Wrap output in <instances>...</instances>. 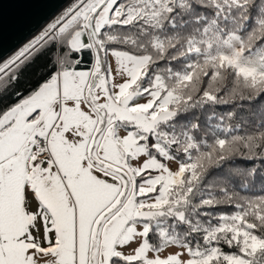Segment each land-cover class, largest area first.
<instances>
[{
	"label": "snow or ice",
	"instance_id": "obj_1",
	"mask_svg": "<svg viewBox=\"0 0 264 264\" xmlns=\"http://www.w3.org/2000/svg\"><path fill=\"white\" fill-rule=\"evenodd\" d=\"M161 3L169 11L186 0H66L0 61V264H261L264 238L182 243L160 205L143 203L148 146L132 111L145 99L143 69L117 56L112 29L158 18ZM257 11L264 30V0ZM260 42L251 55L234 52L240 71H264ZM233 240L251 259L225 254Z\"/></svg>",
	"mask_w": 264,
	"mask_h": 264
},
{
	"label": "trees",
	"instance_id": "obj_2",
	"mask_svg": "<svg viewBox=\"0 0 264 264\" xmlns=\"http://www.w3.org/2000/svg\"><path fill=\"white\" fill-rule=\"evenodd\" d=\"M217 2L222 11L210 0H186L183 7L173 5L169 11H163L161 3L156 5L162 12L158 18L112 29L120 37L116 49L148 56L139 78L142 86H151L159 76L162 90L175 95L170 104L173 114L146 133L144 143L149 157L165 162L166 156L157 149L161 145L182 169L158 209L166 214L170 234L174 224L182 243L199 242L202 247L206 236L245 240L240 231L216 229L224 215L235 213L246 236L264 238V71L250 75L224 55L211 58L203 35L210 22L225 35L227 19L234 17L235 28L246 34L242 50L251 54L264 35L256 28L260 0H240L247 9L231 0L230 8L223 0ZM126 37L134 40L126 43ZM141 172L146 177L158 171ZM236 242L225 254L251 259L235 247ZM257 259L264 262L259 255Z\"/></svg>",
	"mask_w": 264,
	"mask_h": 264
},
{
	"label": "rangeland",
	"instance_id": "obj_3",
	"mask_svg": "<svg viewBox=\"0 0 264 264\" xmlns=\"http://www.w3.org/2000/svg\"><path fill=\"white\" fill-rule=\"evenodd\" d=\"M65 6L66 4L63 7ZM63 7L60 10H58L53 16L58 14L59 11L63 9ZM52 17L49 20H51ZM116 20L118 21L119 17H116ZM227 24H228L227 26L228 31L225 35L219 32V30L216 28L213 22H210L205 26L203 30V35L209 56L211 58H216L218 55H224L228 60L232 62L234 60V52L242 55H251V54H245L242 50V43L245 39L244 37L246 36V34L238 31L235 28L234 17L233 19L228 18ZM205 29H208V31H205ZM30 38L31 37H29L28 39ZM25 42L26 41H24L23 43ZM23 43L19 47H21ZM19 47H17L4 59L12 55ZM117 56L121 60L131 58L134 61V63L139 65L141 68H143L144 65H146V63L148 62L147 55H136L119 49H117ZM106 59H108L109 62L112 63V71L115 73L116 64L113 62L115 57L109 56L106 57ZM237 67L239 68V65H237ZM243 72L250 75L259 73V72H253L249 69H244ZM143 75H144V71H143ZM143 75L139 76L138 78H141ZM157 77L158 76H156L151 86H142L144 89L145 99L137 101L136 104L132 106V111L136 112V114L141 117L140 123L142 127L145 129V131L143 132V137H145L146 133L154 130V128L159 122H163L169 119L173 114V110L170 109V104L175 100V95L171 92H164L162 90L163 84L157 82ZM122 79H123V74L116 73L115 75L116 83L119 84V82ZM157 149H159L160 153H162L164 157L167 155L165 158V162H160L156 158H155L156 160L153 159L151 160L147 152L144 158L145 163H147L148 161L150 164H152L153 163L152 161H156V162L158 161L159 163L158 167L160 168L159 170L157 168H154L158 172H156L155 174H149L148 176L145 177L146 179L142 182V191L146 194L143 203L147 205H156V204L162 205L167 200L169 187L174 182H177L181 176L182 169L179 167V163L173 158H171V156L168 155L167 152H165V150L161 147V145H157ZM140 167H144V166L140 165ZM147 167L152 168L149 167L148 164ZM144 169L145 168L140 170H144ZM151 192H156V193L148 195ZM239 224H240V218L238 214L235 213L233 215H224L222 217V221L220 222V225H218L216 229L218 230V229L228 228L234 232L240 231L241 233L245 234V239H249L250 237L246 236L247 230L245 228L239 229L238 228ZM258 241L259 239L257 238L253 240L252 241L253 245L258 246ZM169 251L179 252V251H186V249H178L173 247L170 248ZM229 256H238L244 258L241 255L231 254ZM184 260L187 261L188 257L185 256ZM47 264H50V261L47 262ZM261 264H264V262Z\"/></svg>",
	"mask_w": 264,
	"mask_h": 264
},
{
	"label": "water",
	"instance_id": "obj_4",
	"mask_svg": "<svg viewBox=\"0 0 264 264\" xmlns=\"http://www.w3.org/2000/svg\"><path fill=\"white\" fill-rule=\"evenodd\" d=\"M65 4L66 0H0V61Z\"/></svg>",
	"mask_w": 264,
	"mask_h": 264
},
{
	"label": "crops",
	"instance_id": "obj_5",
	"mask_svg": "<svg viewBox=\"0 0 264 264\" xmlns=\"http://www.w3.org/2000/svg\"><path fill=\"white\" fill-rule=\"evenodd\" d=\"M155 80V79H154ZM167 156V155H166ZM151 160L153 159V160H156L155 159V157H149ZM153 163L152 164H150L148 161H147V163L146 164H148V166L149 167H152L151 169H154V168H157L158 170L160 169L158 166H159V163H158V161L156 162V161H152ZM144 166V165H143ZM144 167H140V169H143ZM142 171V170H141Z\"/></svg>",
	"mask_w": 264,
	"mask_h": 264
}]
</instances>
